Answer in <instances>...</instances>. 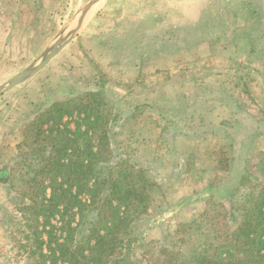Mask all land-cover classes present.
I'll return each instance as SVG.
<instances>
[{"label":"rangeland","instance_id":"obj_1","mask_svg":"<svg viewBox=\"0 0 264 264\" xmlns=\"http://www.w3.org/2000/svg\"><path fill=\"white\" fill-rule=\"evenodd\" d=\"M88 1L27 0V41L9 69L0 58V86L69 35ZM68 99L83 109L63 116L57 127L65 134L87 131L86 106L110 120L107 145L91 133L103 179L134 168L154 183L145 212L123 210L136 264L250 255L226 236L239 223L231 190L246 173L253 183L242 192L264 182V0H101L44 70L0 95V264H36L22 247L31 230L19 209L44 193L31 179L41 148L52 150L42 139L55 124L41 126L40 115ZM118 164L123 170L114 172ZM50 223L62 242L59 215Z\"/></svg>","mask_w":264,"mask_h":264},{"label":"trees","instance_id":"obj_2","mask_svg":"<svg viewBox=\"0 0 264 264\" xmlns=\"http://www.w3.org/2000/svg\"><path fill=\"white\" fill-rule=\"evenodd\" d=\"M85 108H90L85 117L87 131L78 130L73 136L57 126L65 114L83 109L81 105L68 99L52 104L40 115L41 126L55 124L49 137L42 139L43 143L50 142L52 150L48 153L44 146L41 148L36 175L31 179L36 181L37 187L42 185L43 197L40 201L30 198L31 202L19 209L25 212L26 225L31 230L26 234L27 244L22 247H27L29 257L36 260V264H136L131 255L134 244L130 239L131 224L123 210L130 207L145 212L154 183L146 172L134 168L127 169L123 178H102L105 168L101 165V152L93 150L92 132H100V145H107L110 120L95 113L94 106ZM223 125L230 127L231 123ZM120 165L114 172L123 170ZM28 167L32 169V165ZM5 176L6 172H0L1 182L5 183L2 180ZM38 176L45 179L38 180ZM251 177L246 173L239 188L231 190V217L234 221L239 219V223L236 230L226 236L235 247L246 248L250 255L227 260H216L208 255L201 264H264V182L257 183L250 191L240 189L252 182ZM46 179L50 180V196L45 193ZM83 194L90 196L89 201L81 198ZM55 214L59 215L62 230L66 232L62 242L50 223V215ZM41 218L44 219L43 230L39 231ZM76 220H79L77 224Z\"/></svg>","mask_w":264,"mask_h":264},{"label":"crops","instance_id":"obj_3","mask_svg":"<svg viewBox=\"0 0 264 264\" xmlns=\"http://www.w3.org/2000/svg\"><path fill=\"white\" fill-rule=\"evenodd\" d=\"M25 7L27 0H0V58H5L2 60V70L9 69L12 59L19 61V55L23 52L28 31L21 23L22 16L27 12ZM16 55L18 59L14 57Z\"/></svg>","mask_w":264,"mask_h":264},{"label":"water","instance_id":"obj_4","mask_svg":"<svg viewBox=\"0 0 264 264\" xmlns=\"http://www.w3.org/2000/svg\"><path fill=\"white\" fill-rule=\"evenodd\" d=\"M100 1L101 0H89L78 14L76 20L77 25L75 26L74 30L69 35L61 34L54 46L45 53L43 59L38 64L27 68L25 71L9 80L5 85L0 86V95L22 85L44 70L46 66H48L50 62L70 43L73 37L83 27L90 11Z\"/></svg>","mask_w":264,"mask_h":264}]
</instances>
